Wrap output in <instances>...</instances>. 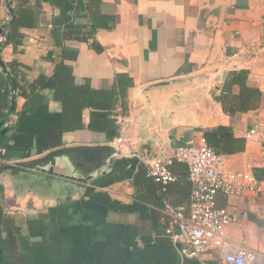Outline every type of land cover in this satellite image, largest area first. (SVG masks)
I'll use <instances>...</instances> for the list:
<instances>
[{
    "label": "crops",
    "instance_id": "0c3cea01",
    "mask_svg": "<svg viewBox=\"0 0 264 264\" xmlns=\"http://www.w3.org/2000/svg\"><path fill=\"white\" fill-rule=\"evenodd\" d=\"M12 5L32 8L34 23L21 29L26 35L22 46L4 47L2 61L5 66L15 59L22 62L27 81L52 75L63 61L64 72L78 84L110 89L118 74H127L133 85L122 112L129 119L125 142L116 145V162L98 169L79 153L57 156L53 171L1 169L63 146L105 145L116 138L90 130L86 109L84 128L64 132L62 144L49 148L48 127L61 120V102L44 89V102L27 113L26 98L15 97V111L9 113L15 124L7 133L8 146L0 148V206L6 226L1 237H14L8 250L11 263L199 264L181 256L165 235L168 218L160 203L135 184L139 165L146 169L138 155L169 154L183 142L198 144L206 128L218 125L246 138L255 122L264 121V50L255 58L251 53L263 33L264 0H0V31L11 18ZM242 69L262 97L256 108L230 115L222 98L210 95L216 87V97H222L228 74ZM238 92L234 86L233 93ZM225 156L232 170L264 166V142L246 138L244 151ZM116 165L127 168L125 179L113 178ZM173 170L178 179L168 199L187 206V169ZM89 175L88 181L78 179ZM217 203L239 216L228 227L229 237L264 253V207L253 197L219 195ZM220 257L212 247L207 264H219Z\"/></svg>",
    "mask_w": 264,
    "mask_h": 264
},
{
    "label": "trees",
    "instance_id": "16d2710c",
    "mask_svg": "<svg viewBox=\"0 0 264 264\" xmlns=\"http://www.w3.org/2000/svg\"><path fill=\"white\" fill-rule=\"evenodd\" d=\"M97 1V0H96ZM89 9V7H88ZM11 19L5 24L3 32L7 40L6 45L11 44L15 50L22 46L26 35L22 32L23 27H32L34 23V10L30 7L14 5ZM95 11V10H94ZM70 26V25H69ZM67 36L72 33L66 32ZM83 38V37H82ZM7 74L0 72V123L7 119L10 112L15 111V98L12 97V90H17V94L26 98L24 112H35L45 100L42 93L44 89L53 91L54 99L62 104V118L58 122L49 124L47 132V145L49 148H55L62 144L64 132L74 131L84 128V111L90 109L88 128L96 132H104L109 140H113L119 135V125L117 123L118 107L122 112L127 110V90L133 85V80L127 74H118L110 89H96L89 85L78 84L75 76L70 72H64V62L56 65L52 75L40 74L32 80H26L22 73L23 64L15 59L8 66ZM22 75L21 78L19 76ZM248 70H234L228 74L222 88V106L226 113L233 115L238 111H248L256 108L260 104L262 92L257 87L249 86L247 83ZM234 86L239 87L238 93H233ZM8 110L7 112L5 110ZM0 125V148H6L9 143L7 128L4 131ZM208 144L218 153L231 155L242 152L246 148V138L237 137L233 130L227 125H218L212 128H206L203 134ZM177 166L186 167L187 173L183 174L185 183L192 190V183L188 178V167L185 163L174 162L171 166L172 171ZM254 174L260 180H264V166L254 167ZM175 173V172H174ZM127 168L125 165H116L113 167L112 176L115 180L125 179ZM187 178V179H186ZM134 182L138 186L145 187L156 198L157 203L164 208L162 197L158 190L159 184L152 178L146 176V169L142 164L139 165L134 175ZM178 179V177H177ZM177 179L174 181L176 182ZM174 182L167 185L164 195L167 193ZM0 186V194H2ZM191 193V192H190ZM16 232L19 227H14ZM9 227V226H8ZM5 226L3 210L0 206V253L1 264H12L11 253L9 255V245L14 243V237L2 238ZM10 234L14 231L6 229ZM166 230V229H165Z\"/></svg>",
    "mask_w": 264,
    "mask_h": 264
},
{
    "label": "built area",
    "instance_id": "2783aa9c",
    "mask_svg": "<svg viewBox=\"0 0 264 264\" xmlns=\"http://www.w3.org/2000/svg\"><path fill=\"white\" fill-rule=\"evenodd\" d=\"M262 28L259 42L251 49L254 58L264 50V20ZM3 29L0 31V72L7 74V69L1 65L7 40ZM11 93L14 98L18 95L17 90ZM118 110L119 135L112 141L115 145L125 142L129 122L122 109ZM14 124L13 115H9L2 128H11ZM246 138H258L264 142V121L255 122L247 130ZM138 158L146 166V176L161 187L158 192L168 218L165 235L178 245L181 256L207 264L206 254L215 247L221 255L219 264H264V253L252 251L229 237L228 227L237 223L239 216L229 207H221L217 203L219 195L227 198L253 197L264 207V180L258 179L252 169H230L226 156L216 152L204 135L198 144L183 142L169 154L138 155ZM174 162L185 163L188 167L192 190L187 206H175L164 195L167 185L177 179L171 169Z\"/></svg>",
    "mask_w": 264,
    "mask_h": 264
},
{
    "label": "water",
    "instance_id": "95a60500",
    "mask_svg": "<svg viewBox=\"0 0 264 264\" xmlns=\"http://www.w3.org/2000/svg\"><path fill=\"white\" fill-rule=\"evenodd\" d=\"M2 31V30H1ZM1 65L5 68L4 62L1 61ZM216 99L219 101L221 99L220 96L216 97ZM3 124V123H2ZM1 124V125H2ZM6 131V129H3ZM73 153H79L81 155H85L88 158L89 163H95L96 166L94 168L98 169V167L104 163V164H114L116 162V153H117V147L115 144H105V145H77V146H63L57 149H54L47 154L28 161H22V162H16L13 164H4L1 169H8V170H17L20 167H30V168H37V169H48L50 171L54 170V166L56 165V157L67 155V154H73ZM98 161V162H97ZM91 175L86 177H80L78 178L79 181H88L91 179ZM2 250L0 251V253Z\"/></svg>",
    "mask_w": 264,
    "mask_h": 264
},
{
    "label": "rangeland",
    "instance_id": "374dc122",
    "mask_svg": "<svg viewBox=\"0 0 264 264\" xmlns=\"http://www.w3.org/2000/svg\"><path fill=\"white\" fill-rule=\"evenodd\" d=\"M215 92H216V87H214V90L211 92V95L210 96H211L212 99L217 100L216 99V93ZM177 95L180 96L179 94H177ZM253 242L254 243H257L255 241H253ZM263 248H264V245H263Z\"/></svg>",
    "mask_w": 264,
    "mask_h": 264
}]
</instances>
